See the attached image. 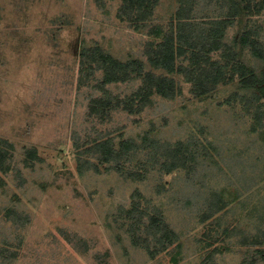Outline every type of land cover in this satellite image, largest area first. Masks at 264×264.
Instances as JSON below:
<instances>
[{
  "label": "rangeland",
  "instance_id": "374dc122",
  "mask_svg": "<svg viewBox=\"0 0 264 264\" xmlns=\"http://www.w3.org/2000/svg\"><path fill=\"white\" fill-rule=\"evenodd\" d=\"M192 3L203 26L226 15L230 1ZM179 5L159 0L142 16L124 0H0V139L12 148V167L0 182V264H203L208 257L212 264H264V87L236 77L196 94L183 73L153 67L150 43L169 35ZM251 11L225 28L224 40L264 82V62L238 41L252 29L264 43V5ZM83 46L140 59L145 70L174 78L176 95L155 91L135 112H91L103 70L89 62L94 69L79 85ZM210 56L219 59V50ZM181 61L190 65L191 53ZM141 83L138 77L109 88L129 97ZM147 132L164 146L191 140L205 156L190 173L166 172L149 158L151 149L134 152L121 168L78 171L79 153L95 137L119 148L122 139L140 143ZM137 169H146L141 178L131 174ZM213 197L223 207L204 220ZM133 206L147 212L135 231L127 216ZM156 214L178 239L151 256L145 240L153 248L156 239L145 227Z\"/></svg>",
  "mask_w": 264,
  "mask_h": 264
},
{
  "label": "trees",
  "instance_id": "16d2710c",
  "mask_svg": "<svg viewBox=\"0 0 264 264\" xmlns=\"http://www.w3.org/2000/svg\"><path fill=\"white\" fill-rule=\"evenodd\" d=\"M158 1L124 0L131 9H136L142 16H147L148 12L151 11L150 8ZM229 1V10L226 15L219 19H212L210 24L202 26L193 19L192 0H179L180 5L176 12L175 21L171 20L172 30L169 35L157 43H150L148 58L151 65L155 68H163L167 72L174 73L179 71L183 73L186 79L192 82V90L196 94H205L214 89L219 83L230 82L236 77H241L246 86L264 87V82L259 80L257 75L239 58V52L234 45L229 46L224 40L225 28L234 22V19L240 16L242 11L249 13L253 8H261L264 5V0ZM253 31L252 29L245 30L238 41L242 44V47L248 48L255 57L260 58L264 62V43L258 39V36ZM218 50L220 58L212 60L211 53ZM189 53H191V64L185 65L181 61V57H186ZM89 62H97L96 67L103 70V78L99 84L95 85L97 90L100 91V95L91 97V112L106 113L118 106H123L130 112H135L139 108L143 109L151 102L150 96L155 91L167 97L176 95L177 86L174 78L165 74H157L151 69L145 70L144 62L140 59L118 60L108 55L98 46H83L81 48L80 68L78 70L79 85L86 83L90 72L94 69ZM87 63L90 65H87ZM138 77L142 78V83L129 97H121V95L113 93L109 88L110 84L128 82ZM256 98V95L247 98L249 99L247 103H250V99L256 100ZM260 110L261 108L255 111L257 121L260 120L258 115ZM256 128L254 127V129ZM93 141L94 143L79 153L77 168L80 173H84L87 170L101 171L102 164H107V167L121 168L134 152L141 149H151L148 153L149 158L159 162L162 166L161 168L166 172H172L176 168H185L190 173L194 169V164L198 162V157L205 156L202 154L200 146L197 144L192 146L190 144L191 140L187 142L177 141L174 145L164 146L159 140L152 139L148 132L145 133L140 143L133 138L122 139L119 148L114 145L113 139L95 137ZM2 142L0 139V182L3 181L2 174L8 173L12 167L9 162L12 149L9 148L11 143L6 146ZM163 146L164 151L162 152L161 148ZM28 152L32 158H38L35 152ZM161 154L166 155L163 161L160 159ZM141 166V168H147L145 164ZM139 170L146 169H137V171L131 172L134 178H141ZM21 182L23 183V179ZM133 195H136V193ZM219 200H222V198ZM222 202H218L213 197L209 204L211 210L203 216L204 220L212 216L217 210L222 209ZM13 213H16V210H8V217L17 219L15 217L16 214L14 215ZM144 213L147 212L141 211L135 206L127 209V216L132 221L129 224L131 230L135 231L140 228ZM157 214L159 215L160 212ZM157 214L150 215V221L145 227V231L149 235L153 233L156 239L157 245L153 248H151L147 239L145 240L146 244L143 243L151 256L167 248L178 239L176 231L170 229L165 220L157 216ZM227 232L228 229H225L224 233ZM211 233L209 232V235ZM133 240L135 239L133 238ZM211 242L209 240L207 243L213 244ZM257 243H259L258 238L252 239L248 244ZM258 251L262 253L260 258L264 260V251ZM211 262L212 259L208 257L203 264H212ZM253 262H255L254 259L251 263Z\"/></svg>",
  "mask_w": 264,
  "mask_h": 264
}]
</instances>
